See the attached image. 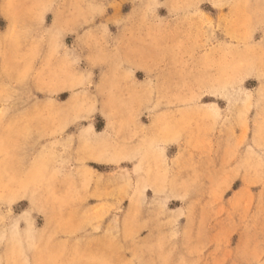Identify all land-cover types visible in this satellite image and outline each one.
<instances>
[{
  "label": "rangeland",
  "instance_id": "rangeland-1",
  "mask_svg": "<svg viewBox=\"0 0 264 264\" xmlns=\"http://www.w3.org/2000/svg\"><path fill=\"white\" fill-rule=\"evenodd\" d=\"M0 264H264V0H0Z\"/></svg>",
  "mask_w": 264,
  "mask_h": 264
}]
</instances>
